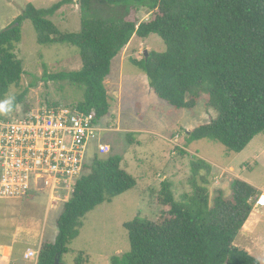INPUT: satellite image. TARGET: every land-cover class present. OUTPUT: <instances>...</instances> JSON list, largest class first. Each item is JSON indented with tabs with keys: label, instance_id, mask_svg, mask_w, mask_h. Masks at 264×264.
Returning <instances> with one entry per match:
<instances>
[{
	"label": "trees",
	"instance_id": "1",
	"mask_svg": "<svg viewBox=\"0 0 264 264\" xmlns=\"http://www.w3.org/2000/svg\"><path fill=\"white\" fill-rule=\"evenodd\" d=\"M81 30L64 33L51 20L74 0H61L48 9L26 6L14 23L0 31V100L19 86L25 71L17 55L22 41L21 25L31 21L38 43L70 45L80 50L82 69L50 76L83 91V101L69 106L81 113L94 112L104 122L111 111L105 82L113 60L134 36L158 35L166 45L163 53L132 60L143 71L155 95L175 110H192L208 98L218 119L190 133L191 140H211L241 153L264 133V0H78ZM146 8L152 20H127L133 9ZM13 23V24H14ZM27 93V92H26ZM26 94L9 104V111ZM53 104L46 107H57ZM25 110V114L30 112ZM107 126V124H106ZM129 135L128 141L131 143ZM123 158L99 157L84 165V174L73 197L64 204L57 221L54 243L41 246L38 264H56L79 236L85 217L100 205L137 187V180L122 168ZM194 197L186 203L175 199L165 180L159 202L168 207L166 217L153 222L141 217L126 223L131 251L115 256L111 264H261L234 242L252 213L259 191L236 179L232 196L219 192L211 201L208 186L212 165L191 158ZM82 254L76 264H86Z\"/></svg>",
	"mask_w": 264,
	"mask_h": 264
},
{
	"label": "rangeland",
	"instance_id": "2",
	"mask_svg": "<svg viewBox=\"0 0 264 264\" xmlns=\"http://www.w3.org/2000/svg\"><path fill=\"white\" fill-rule=\"evenodd\" d=\"M59 1L0 0V31L12 25L29 4L48 9ZM81 17L79 2L74 0L51 20L62 32L76 33L81 30ZM153 17V12L141 8L133 9L127 20L140 24ZM21 31L17 55L23 61L25 74L20 85L12 87L5 100H0V118L21 117L26 109L35 111L53 104L73 107L82 102L81 89L67 81L50 78L82 69L80 50L70 45L39 44L37 32L29 20L22 23ZM146 51L148 56L152 52L163 53L166 45L155 34L147 39L134 36L129 46L113 60L105 82L111 102L110 114L104 121L108 130L102 131L100 137L90 143L87 153L89 164L95 157L105 160L120 155L122 168L137 180V187L100 205L85 217L79 236L64 255V264H76L81 253H84L83 261L88 260L86 264H111L113 257L129 253L131 244L124 225L137 217L160 222L168 213L169 208L159 202L163 181L172 184L177 201L186 203L194 197L193 156L204 159L213 167L208 186L211 201L219 192L225 200L230 199L236 179L250 181L259 188L262 204L253 207L234 244L237 246L246 240L251 243L252 238H259L254 244L257 247H251L252 255L264 264V133L241 153L232 152L211 140H191L189 134L218 119L219 112L208 104L207 97L192 110H175L159 99L150 88L147 75L132 64V60H142ZM24 94V101L9 111V104ZM129 135H132L131 143ZM100 144L109 145L111 151L100 154ZM3 199L0 198L1 203ZM63 210L64 204L55 212L57 221ZM57 221L53 228L58 235ZM56 238L50 242H55Z\"/></svg>",
	"mask_w": 264,
	"mask_h": 264
},
{
	"label": "built area",
	"instance_id": "3",
	"mask_svg": "<svg viewBox=\"0 0 264 264\" xmlns=\"http://www.w3.org/2000/svg\"><path fill=\"white\" fill-rule=\"evenodd\" d=\"M104 130L94 112L65 105L0 118V197L46 194L51 205L65 204L84 174L90 143ZM110 151L99 145L100 154ZM261 204L259 195L255 205ZM40 250L29 249L25 260L38 264Z\"/></svg>",
	"mask_w": 264,
	"mask_h": 264
},
{
	"label": "crops",
	"instance_id": "4",
	"mask_svg": "<svg viewBox=\"0 0 264 264\" xmlns=\"http://www.w3.org/2000/svg\"><path fill=\"white\" fill-rule=\"evenodd\" d=\"M224 171L227 172V169ZM249 184L259 191L254 183L249 181ZM3 198L0 202V264H34V261L25 260V253L29 249L41 248L45 242L52 243L50 241L57 236L53 228L57 221L55 212L61 205H51L46 194H32L24 199ZM259 240L252 238L251 243L246 240L234 245L253 254L251 247Z\"/></svg>",
	"mask_w": 264,
	"mask_h": 264
},
{
	"label": "water",
	"instance_id": "5",
	"mask_svg": "<svg viewBox=\"0 0 264 264\" xmlns=\"http://www.w3.org/2000/svg\"><path fill=\"white\" fill-rule=\"evenodd\" d=\"M19 26H20L19 23H14V24H12L9 28L14 29V28H17V27H19ZM148 55H149V53H148V51H146L145 56H146L147 58H148ZM56 264H64V263H62V262L60 261V259L57 258V259H56Z\"/></svg>",
	"mask_w": 264,
	"mask_h": 264
}]
</instances>
